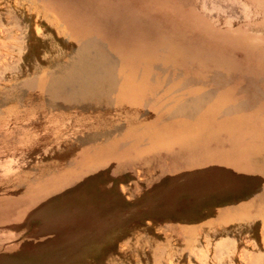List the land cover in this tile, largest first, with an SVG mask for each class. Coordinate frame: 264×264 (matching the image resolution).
Wrapping results in <instances>:
<instances>
[{"label":"rangeland","instance_id":"1","mask_svg":"<svg viewBox=\"0 0 264 264\" xmlns=\"http://www.w3.org/2000/svg\"><path fill=\"white\" fill-rule=\"evenodd\" d=\"M0 20V264H264L263 66L128 0Z\"/></svg>","mask_w":264,"mask_h":264},{"label":"bare ground","instance_id":"2","mask_svg":"<svg viewBox=\"0 0 264 264\" xmlns=\"http://www.w3.org/2000/svg\"><path fill=\"white\" fill-rule=\"evenodd\" d=\"M128 2L146 16L166 24L164 26L191 32L195 38L207 37L220 47L238 52L247 61L257 62L264 67V56L248 46L253 41L264 42V0ZM0 23L3 24V20ZM6 23H15V18L5 20L4 25Z\"/></svg>","mask_w":264,"mask_h":264},{"label":"crops","instance_id":"3","mask_svg":"<svg viewBox=\"0 0 264 264\" xmlns=\"http://www.w3.org/2000/svg\"><path fill=\"white\" fill-rule=\"evenodd\" d=\"M259 261H261V263H262V262H264V259L261 258V259H259Z\"/></svg>","mask_w":264,"mask_h":264}]
</instances>
